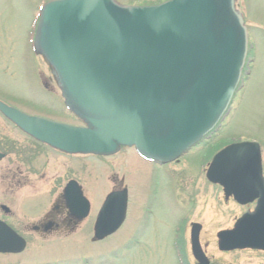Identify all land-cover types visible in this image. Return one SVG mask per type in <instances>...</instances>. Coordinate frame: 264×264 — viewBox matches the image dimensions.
Segmentation results:
<instances>
[{"label": "water", "instance_id": "95a60500", "mask_svg": "<svg viewBox=\"0 0 264 264\" xmlns=\"http://www.w3.org/2000/svg\"><path fill=\"white\" fill-rule=\"evenodd\" d=\"M235 2L48 0L39 11L34 48L50 65L65 107L82 125L27 115L1 101L0 113L67 153L107 156L127 146L148 161H174L213 132L238 88L248 43ZM205 177L221 186L225 198L240 205L255 202L231 228L216 233L218 250L264 251L259 144L226 145L211 158ZM64 192L69 205L86 214L89 203L76 182L69 181ZM126 206V189L106 195L93 227L96 239L118 229ZM199 229L200 224L191 225V252L196 264H208ZM24 247L23 238L0 220V253Z\"/></svg>", "mask_w": 264, "mask_h": 264}, {"label": "rangeland", "instance_id": "374dc122", "mask_svg": "<svg viewBox=\"0 0 264 264\" xmlns=\"http://www.w3.org/2000/svg\"><path fill=\"white\" fill-rule=\"evenodd\" d=\"M43 1L0 0V101L26 114L43 111L56 121L78 125L79 121L64 109L48 65L32 51L33 12ZM116 1L145 5L163 0ZM235 5L248 28L250 42L240 85L213 132L171 166L175 169L173 179L167 177L166 169L162 172L152 165L141 172L130 163V170L128 167L125 170L116 160L136 158L129 149H122L112 158L85 156L80 175L76 176L90 200L91 213L112 186L111 175H116L117 179L123 177L124 185H128L127 214L122 226L102 241L76 246L38 244L33 242L30 232H25L27 250L12 258L28 262L85 255L87 259H95L90 264H100L96 259H109L101 264H178L179 260L182 264H195L188 235L189 223L196 221L202 226L200 243L209 264H264V252L259 250H218L216 233L231 228L244 211L252 210L253 204L239 205L231 197L225 198L221 187L205 177L209 161L220 149L232 142L255 140L261 143L264 178V0H236ZM40 79L53 88L49 90L51 93L39 86ZM43 102L49 105H42ZM28 139L0 116V152L7 154L0 159V204L8 205L13 222L18 215L21 223L33 218L30 212L33 208V142ZM37 150L43 151L46 157L43 158L48 163L47 175L56 179L57 175L66 174L67 164L70 175L79 174L77 167L72 168L75 157H62L53 151H40L38 147ZM14 162L20 167L21 180L13 186L2 176L5 168L15 169ZM37 186V194L49 197L48 185L38 181ZM179 225L185 226L182 229L184 242L178 248L174 240ZM131 233L138 239L135 244L127 240Z\"/></svg>", "mask_w": 264, "mask_h": 264}, {"label": "flooded vegetation", "instance_id": "af4514ba", "mask_svg": "<svg viewBox=\"0 0 264 264\" xmlns=\"http://www.w3.org/2000/svg\"><path fill=\"white\" fill-rule=\"evenodd\" d=\"M38 12H39V9H38V6H36L34 8V12H33V39H34V32L36 29V24L38 21ZM247 34H249L248 28H247ZM247 40H248V46H247V55H248V51L250 50L249 37H247ZM32 51L35 55L40 56L36 52V50L34 48V44H33V50ZM45 63H46V61H45ZM48 67L50 70V75L53 77L55 86L58 88L59 94H60V89H59L58 83L56 81L55 75H54L51 67L49 65H48ZM244 67H245V65H244ZM243 70H244V68H243ZM52 82H53V80H52ZM39 86H41V88L44 89L45 92H47L48 94L51 93V92H49V90L52 87L49 86V83L45 82L43 79H40V85ZM60 97H61V94H60ZM61 99H62V97H61ZM62 103H63L64 109L67 111V109L64 105L63 99H62ZM41 104L42 105H45V104L49 105V104L44 103V102ZM46 109L49 110L51 108L46 107ZM47 110H45V111H47ZM41 112L42 113L33 112V114H29V115H33L35 117H41V118H45V119L55 120L53 118L48 117L45 114V112H43V111H41ZM0 116L5 121L10 123L14 128H16L20 133H22L24 136L29 138L28 140L33 142V164H32V168H31V172H32L31 178L33 179V198H32L33 208L30 211L33 218L28 222L21 223L18 221L20 218V215H18L19 218H16V220L14 221L15 223H14L11 220L12 214H11V211H10L8 205L6 203L0 204V214H1L0 220L5 222L15 233H17L21 238H23V240L25 242L24 249L19 253H0V264H90L95 259H87V257L85 255H80V256H75V257L57 258V259H48V258H46L44 260L43 259H36V260L33 259V260L28 261V262L26 260L22 261L21 259H14L12 257H13V255L20 254L23 251L27 250L26 245H27V241H28V236L25 234V232H30L32 234V237H33V242L36 241V243H38V244L47 243L50 245L51 243H59V245H60V244L66 243L69 245L73 244L72 246H76L77 244L79 245L80 243H85V242L96 243V242L102 241V240L106 239L107 237H109L110 235H112L113 233H115L122 226V224L124 223V221L126 219L127 206H126L125 218L115 232H113L110 235L103 237L102 239H96L94 237L93 227H94V224L96 221L98 211H99L106 195L109 194L110 192H113V191H119L122 189H126L127 205H128L129 190H128V185H124V183H123V177H121L120 179H117L116 175H111V177L109 179H111L110 181L112 183V186L110 187L109 191L102 198L103 200L100 202V205L98 207L94 208L93 213H91L92 209H91L90 200L88 199V197H86L84 190H83V186L81 185L80 179L76 176V175H80L81 168H83V166H84L83 165L84 159H82V158H84L85 156H93L94 158H109V157L112 158V157L118 155V153L122 149H129L132 152H134L137 159L131 158V157H126L127 159L126 158H122V159L120 158V159L116 160L117 161L116 163H120V165L125 170H127V167L130 170V167H129L130 163L131 164L133 163L136 166H138V168L140 169L141 172L144 171V167H147L148 165H152L155 169H159V171H162V172L166 169L167 170V177L170 179H173V176H175L174 172H173V171H175V169H172L171 166L176 165L178 163V160H175V161H172L169 163H164V164L147 161V160L141 158L139 155H137V153L134 151V149L132 147H125V146L120 147L119 150L117 152H115L114 154L107 155V156L93 155V154H81V153H67V152L61 151L57 148H53L50 145L43 143V142H41L35 138H32L31 136H29L28 134H26L22 130H20L17 126H15L10 120H8L6 117H4L1 113H0ZM77 120L79 121L78 125H82L81 121L79 119H77ZM260 145H261V143L259 142V147H260ZM37 147L39 148L40 151L42 149L53 151L55 153H58V155H60L62 157L63 156L75 157L76 162L73 164L72 168L77 167L78 168L77 173H79V174L74 173L75 175L74 174L70 175V173H69L70 167L67 164V167H66L67 169L65 171L66 174L57 175L56 179H54L53 176H51V175H47L48 163H47V160L44 159L46 157L43 155V153H42L43 151H41L40 153L38 152ZM1 153H3V152H1ZM3 155L4 156L2 158L7 156L6 153H3ZM260 156H261V147H260ZM2 158H0V159H2ZM41 158L44 160V162H42ZM261 166H262V158H261ZM13 167L17 171L15 169H11L9 167L5 168L3 171L4 175L2 176V178L4 180H8L9 185L14 186V185H17L18 182L21 180V171L19 170L20 167H18L16 162H14ZM17 172L20 174V176L17 174ZM164 176H165V172H164ZM38 181L44 182L46 185H48L49 191H47V192L49 194V197H47L46 195L40 196L39 194H37L36 190H38V186H37ZM69 181H75L77 186L79 187L82 195L88 200L89 209L87 210L86 214H83L84 210L82 208L69 205L70 201L68 200V198L66 197V193L64 192V188ZM131 181H132V179H131ZM70 194L71 193H69V195ZM175 203H178V202L175 201ZM2 206H5L6 209H3ZM193 223H198V222L191 221L189 223L190 228H191V224H193ZM198 224H200V223H198ZM184 226L185 225H183V226L179 225L178 228L175 229L174 244L178 248H179V246H182L183 242H184V237L182 236V232H183L182 229L184 228ZM190 228H189V235H188L189 244H190ZM201 228H202V226L200 224V229H199V233H198V241H199V245L201 247V250L203 251L204 255L206 256V254L203 250V246L200 243ZM129 239L132 241V244H135L138 241V239L134 238L133 233H131L130 236H128L127 240H129ZM134 241H136V242H134ZM181 243H182V245H181ZM60 246H62V245H60ZM190 251H191V246H190ZM259 251H261V250H259ZM262 252H264V251H262ZM185 257L186 256L184 255V252H183V258L185 259ZM192 258L194 259L193 256H192ZM206 258H207V256H206ZM180 259H181V253H180ZM96 260L100 261V264L103 261H107V260L109 261V259H103V260L102 259H96ZM194 263L196 264L195 260H194ZM178 264H182V261L179 260Z\"/></svg>", "mask_w": 264, "mask_h": 264}]
</instances>
